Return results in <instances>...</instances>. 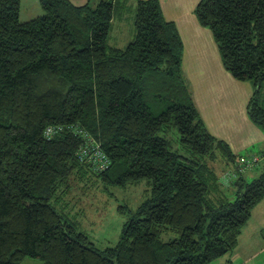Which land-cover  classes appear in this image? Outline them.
<instances>
[{"label":"trees","instance_id":"16d2710c","mask_svg":"<svg viewBox=\"0 0 264 264\" xmlns=\"http://www.w3.org/2000/svg\"><path fill=\"white\" fill-rule=\"evenodd\" d=\"M40 2L44 14L23 22L21 0H0V264H214L233 251L264 199V160L249 181L237 167L251 155L206 126L160 1H137L136 35L122 48L109 40L118 0ZM195 14L225 69L255 84L248 115L264 130V0H201ZM172 127L178 149L161 134ZM80 131L103 159H79ZM220 158L235 167L230 187L214 169ZM141 181L148 198L121 206L128 221L107 249L67 215L73 190L83 198Z\"/></svg>","mask_w":264,"mask_h":264},{"label":"rangeland","instance_id":"374dc122","mask_svg":"<svg viewBox=\"0 0 264 264\" xmlns=\"http://www.w3.org/2000/svg\"><path fill=\"white\" fill-rule=\"evenodd\" d=\"M83 0H73L76 4H81ZM138 0H118L115 8V19L112 25L110 33V45L116 47H126L133 37L136 35L135 19ZM84 2V1H83ZM86 2V0H85ZM21 14L20 20L23 22L29 21L31 18L38 17L44 14V8L41 5L40 0H21ZM184 77L188 86L191 87L186 73ZM255 87L253 83V88ZM254 95H256V88L253 89ZM242 89L236 90L233 96V102L231 104V113L237 118V109L241 108L240 101L243 94ZM253 95V97H254ZM264 100V82L262 91L260 93V101ZM264 103V102H263ZM250 104V103H249ZM198 110L200 111L199 107ZM249 110V107H248ZM249 113V112H248ZM201 115V113H200ZM228 115V114H226ZM230 115V114H229ZM201 118H203L201 116ZM220 121V117L217 116ZM204 120V118H203ZM222 120L221 122H225ZM205 122V120H204ZM233 122V121H230ZM228 124V121H227ZM168 131V132H167ZM161 134L168 137L174 145L175 149L180 148L179 132L176 128L168 129ZM218 138V137H217ZM260 145L256 144L254 147L248 146L243 149L242 153L253 154L254 152H260ZM213 166L218 175L224 181L226 186L233 184L238 177L235 173V167L225 163L223 159H219L213 162ZM245 172L249 181L254 180L259 174L258 169ZM78 185V183L76 184ZM77 187V186H76ZM147 182L141 181L139 184H128L125 187L121 186H108L95 185L92 189H89L83 194V198L76 191H71L69 201L74 203L71 209L67 208V215L71 220L78 223L81 232H85L95 246L101 249H107L109 245H115L120 239L121 232L128 221V212H124L121 206H127L131 210H135L139 207L147 197ZM70 201V202H71ZM264 204H259L253 212V216L250 221V225L255 224L257 231L256 235L246 230L242 240L237 241V245L233 251L224 255L221 260H216L214 264H264ZM63 205H59V210H62ZM259 221L263 224H260ZM263 226V227H261ZM176 235H165L164 238H174ZM251 250V251H248ZM254 251V252H252ZM224 259V260H223ZM247 259H250L247 261ZM227 260V261H226ZM21 264H45L42 259L35 257H25Z\"/></svg>","mask_w":264,"mask_h":264},{"label":"crops","instance_id":"0c3cea01","mask_svg":"<svg viewBox=\"0 0 264 264\" xmlns=\"http://www.w3.org/2000/svg\"><path fill=\"white\" fill-rule=\"evenodd\" d=\"M83 1L85 2V0ZM83 1L81 4L84 3ZM159 1L162 4L166 20L175 22L181 38H183L185 49L182 60L183 72L192 83L195 105L199 107V112L208 129L216 137L226 140L235 153L242 154L243 149L248 146L254 147L256 144L260 145V151H264V130L255 124L248 115L249 103L252 101L253 89L256 87L253 88V81H237L232 73L225 69L215 37L209 28L200 25L195 14V8L201 0ZM240 89H242L243 96L240 101L241 108L237 109L240 112L237 113L238 117L236 118L231 113V104L234 100L233 96L236 94L235 91ZM217 116L220 117V121ZM222 120L226 121L221 122ZM259 204H264V199ZM250 221L242 229L238 239L239 243L246 237L244 236L246 230L255 235L259 232L256 230L255 224H249ZM259 223L263 224L260 221Z\"/></svg>","mask_w":264,"mask_h":264},{"label":"built area","instance_id":"2783aa9c","mask_svg":"<svg viewBox=\"0 0 264 264\" xmlns=\"http://www.w3.org/2000/svg\"><path fill=\"white\" fill-rule=\"evenodd\" d=\"M54 129L49 128L46 133L47 135H52ZM77 134H82L83 136V143L81 144V148L78 151V157L82 161H88V162H93L96 157L101 158L99 155L102 153V148L100 144H98L94 137L91 136L89 133H84L82 131L77 132ZM264 160V152L263 153H254L251 156H245L243 157L238 164V169L241 172H245L248 170H254L256 166H259ZM107 161H104L102 163V168H105V164Z\"/></svg>","mask_w":264,"mask_h":264},{"label":"clouds","instance_id":"9594fccd","mask_svg":"<svg viewBox=\"0 0 264 264\" xmlns=\"http://www.w3.org/2000/svg\"><path fill=\"white\" fill-rule=\"evenodd\" d=\"M253 155V154H252Z\"/></svg>","mask_w":264,"mask_h":264}]
</instances>
